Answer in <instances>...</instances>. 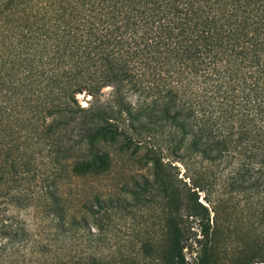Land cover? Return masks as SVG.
I'll use <instances>...</instances> for the list:
<instances>
[{
	"label": "trees",
	"instance_id": "1",
	"mask_svg": "<svg viewBox=\"0 0 264 264\" xmlns=\"http://www.w3.org/2000/svg\"><path fill=\"white\" fill-rule=\"evenodd\" d=\"M120 160L145 173L86 194ZM201 193L263 210L264 246V0H0V264H188L181 210L215 264ZM152 208L161 240H114Z\"/></svg>",
	"mask_w": 264,
	"mask_h": 264
},
{
	"label": "rangeland",
	"instance_id": "2",
	"mask_svg": "<svg viewBox=\"0 0 264 264\" xmlns=\"http://www.w3.org/2000/svg\"><path fill=\"white\" fill-rule=\"evenodd\" d=\"M112 93L111 88L103 90V99H107ZM128 99L136 102V97L129 96ZM79 101L83 106H86L90 101V97L81 95ZM176 169H172L173 174L177 173L178 181L174 180L175 186L184 188L183 182L187 181L183 176L181 167L177 164ZM178 167V168H177ZM145 173V169H140L138 165L131 166L122 160L117 161L112 170V174L104 181H96L90 183L82 180L81 187L87 193H111L117 194L120 185L130 179L131 177L138 178L139 175ZM188 185V183L186 182ZM218 194V193H217ZM88 196L84 195L81 199L84 201ZM223 199H227V196ZM211 203L206 202L204 194L199 196V202L204 205L208 210L207 214L203 213L205 220L209 222L211 230L214 234V247L216 254L215 264H264L256 263L255 258L257 253H264V246L261 237L259 236L258 229L261 228L260 213L263 210H229L216 202L215 194L210 197ZM238 200V198H237ZM156 206V204H153ZM243 206V202L240 203ZM175 210H171L174 213ZM27 211H21L20 215L32 224L33 220L28 216ZM163 210L158 209H145V210H127L115 213L110 225V233L116 242L131 246L136 243V236H144L149 234V238L154 240H161L162 228L160 220L164 215ZM184 226L189 230L191 239L187 242V248L183 250L185 259L188 264H195V257L198 251L196 239H199L200 220L199 217H187L186 211L181 210ZM208 215V216H207ZM31 220V221H30ZM134 245V244H133ZM191 245V246H190Z\"/></svg>",
	"mask_w": 264,
	"mask_h": 264
}]
</instances>
